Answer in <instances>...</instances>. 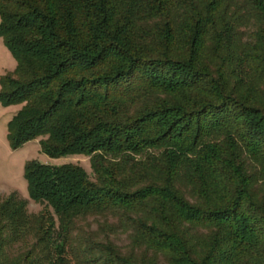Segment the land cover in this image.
I'll return each mask as SVG.
<instances>
[{"label": "trees", "instance_id": "16d2710c", "mask_svg": "<svg viewBox=\"0 0 264 264\" xmlns=\"http://www.w3.org/2000/svg\"><path fill=\"white\" fill-rule=\"evenodd\" d=\"M0 18L12 149L44 138L94 176L28 162L43 208L0 197V264H264V0H0Z\"/></svg>", "mask_w": 264, "mask_h": 264}, {"label": "rangeland", "instance_id": "374dc122", "mask_svg": "<svg viewBox=\"0 0 264 264\" xmlns=\"http://www.w3.org/2000/svg\"><path fill=\"white\" fill-rule=\"evenodd\" d=\"M1 23V18H0ZM17 67V62L6 47L3 39L0 37V92L2 90L1 78L8 73L13 72ZM22 109V105L5 106L0 102V197H8L13 193H18L29 203V211L38 213L42 206L29 198L28 185L25 179V167L30 161H39L43 164L60 166L74 164L83 167L94 179L90 164V158L84 156H71L60 159H51L42 152L41 142L44 138H38L27 143L24 147L13 150L8 140V123L13 116ZM93 229L98 225L94 219H90ZM116 243L125 248L129 239L127 235L120 234L114 237Z\"/></svg>", "mask_w": 264, "mask_h": 264}]
</instances>
